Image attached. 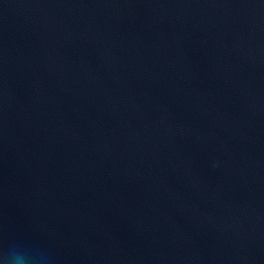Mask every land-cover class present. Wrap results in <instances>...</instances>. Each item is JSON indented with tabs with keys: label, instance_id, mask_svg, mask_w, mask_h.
Wrapping results in <instances>:
<instances>
[{
	"label": "water",
	"instance_id": "obj_1",
	"mask_svg": "<svg viewBox=\"0 0 264 264\" xmlns=\"http://www.w3.org/2000/svg\"><path fill=\"white\" fill-rule=\"evenodd\" d=\"M264 264V0H0V256Z\"/></svg>",
	"mask_w": 264,
	"mask_h": 264
},
{
	"label": "clouds",
	"instance_id": "obj_2",
	"mask_svg": "<svg viewBox=\"0 0 264 264\" xmlns=\"http://www.w3.org/2000/svg\"><path fill=\"white\" fill-rule=\"evenodd\" d=\"M0 264H29V256L18 250L14 243L9 244L0 256Z\"/></svg>",
	"mask_w": 264,
	"mask_h": 264
}]
</instances>
